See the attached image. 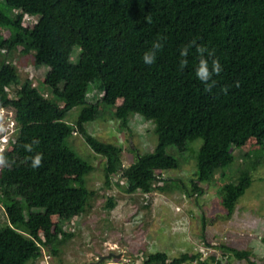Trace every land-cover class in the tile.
Instances as JSON below:
<instances>
[{
    "label": "trees",
    "instance_id": "obj_1",
    "mask_svg": "<svg viewBox=\"0 0 264 264\" xmlns=\"http://www.w3.org/2000/svg\"><path fill=\"white\" fill-rule=\"evenodd\" d=\"M25 16L36 20L30 24ZM157 40L162 47L156 61L146 65L142 57ZM186 46L188 63L182 68L185 57L180 52ZM199 46L213 53L210 58L205 53L209 65L212 59L222 65L210 91L195 74ZM18 47L47 67L42 84L58 102L44 96L32 81L19 80L16 67L5 58ZM3 85L16 87L12 97L6 96ZM91 92L94 97L89 100ZM103 105H114L112 114L122 128H129L133 114L152 122L154 149L136 153L123 166L122 147L99 140L85 128ZM4 106L14 110L18 124L11 149L4 152L10 167L0 174L7 216L0 225V264H45V253L53 264L49 248L55 253L54 241L72 237L64 224L89 210L97 194L87 185L93 164L67 142L73 134L105 159L104 184L109 186L117 175L129 193L153 190L163 171L179 166L167 147L183 153L201 140L191 188L182 180L175 184L188 196L202 193L199 184L233 162L232 148L253 138L264 152V0H0V107ZM75 107L76 119L68 122L66 116ZM34 139L39 143L29 153L24 145ZM36 153L43 159L33 168L29 157ZM244 156L247 161L236 181L219 189L229 217L258 164L249 153ZM114 205L109 196L105 207ZM51 216L57 220L52 222ZM219 247L223 256L261 264L249 250ZM208 259L229 264L215 254L169 257L162 251L144 255L139 264H209Z\"/></svg>",
    "mask_w": 264,
    "mask_h": 264
},
{
    "label": "rangeland",
    "instance_id": "obj_2",
    "mask_svg": "<svg viewBox=\"0 0 264 264\" xmlns=\"http://www.w3.org/2000/svg\"><path fill=\"white\" fill-rule=\"evenodd\" d=\"M35 20L34 17L25 16V21L30 24ZM2 34H8L5 28ZM5 58L16 67L20 81H32L35 86H40L44 96L58 102L55 95H51L50 90L42 84L47 67L32 53L18 47ZM2 89L7 97H12L16 87L3 85ZM93 97L94 92L87 96L89 100ZM119 102V99L115 100L114 105ZM114 105L100 106V114L87 122L85 128L99 140L120 145L123 149L121 162L126 167L134 160L136 153L151 152L157 140L152 122L139 115L130 116L128 129L120 127L112 114ZM78 111L79 107L70 110L66 120L73 123ZM17 124L14 110L0 107V128H3L0 143L7 144L5 150L11 149L10 142ZM67 142L79 157L93 164V170L87 175V185L97 194L91 200L89 210L64 224L65 231L72 233V237L63 242L54 241L55 253L49 248L53 264H139L144 255L157 251L165 252L169 257L184 252H201L204 258L215 254L229 264H246L245 260L223 256L219 247L223 244L249 250L253 259L264 264V152H260L253 138L239 148H232L233 162L218 170L211 181L200 183L202 193L190 196L176 188L175 184L177 180H182L187 188H191L190 180L195 179L197 174V149L201 140H197L190 151L183 153L177 152L174 147H167L166 151L179 160V166L163 171V179L153 183V190L132 193L126 192L124 180L117 175L112 177L109 186L104 184L105 159L94 153L80 135L73 134ZM246 153L258 159V164L252 172L250 187L239 198L229 217L221 205L219 189L225 182L236 181L239 170L247 161ZM7 167H0V174ZM2 189L0 184V193ZM109 196L115 201L111 209L105 207ZM4 202L5 199L0 196V225L7 221ZM51 220L55 222L57 217L51 216ZM43 260L45 264H51L47 253ZM208 263L215 264L210 259ZM29 264L41 263L32 261Z\"/></svg>",
    "mask_w": 264,
    "mask_h": 264
},
{
    "label": "clouds",
    "instance_id": "obj_3",
    "mask_svg": "<svg viewBox=\"0 0 264 264\" xmlns=\"http://www.w3.org/2000/svg\"><path fill=\"white\" fill-rule=\"evenodd\" d=\"M162 44L159 40L154 41L150 50L146 51L142 57L143 62L146 65H152L156 61L157 52L161 49ZM188 48L189 46L184 47L181 49L180 55L181 57H185V59L181 60V67L187 66V55H188ZM196 52L199 55V62L195 69V74L197 79H199L202 83L206 85V90H211V87L214 85V81H212L213 75H219L222 71V65L218 59H212L211 65H209V59L205 58V53L210 58L213 56V53L209 51L204 46H199L196 48ZM212 81L211 83H209ZM0 131H3V128H0ZM39 141L34 139L31 143L25 144L24 148L27 152L31 153L34 151L33 145L38 144ZM7 145L0 143V167H7L9 161L4 155L5 146ZM31 160V167L38 168L42 164L43 156L41 153H36L34 156L29 157Z\"/></svg>",
    "mask_w": 264,
    "mask_h": 264
},
{
    "label": "built area",
    "instance_id": "obj_4",
    "mask_svg": "<svg viewBox=\"0 0 264 264\" xmlns=\"http://www.w3.org/2000/svg\"><path fill=\"white\" fill-rule=\"evenodd\" d=\"M5 146V145H4ZM47 264V263H46Z\"/></svg>",
    "mask_w": 264,
    "mask_h": 264
}]
</instances>
